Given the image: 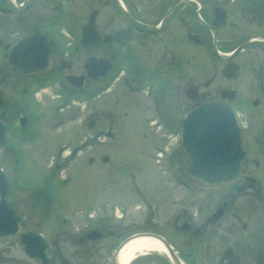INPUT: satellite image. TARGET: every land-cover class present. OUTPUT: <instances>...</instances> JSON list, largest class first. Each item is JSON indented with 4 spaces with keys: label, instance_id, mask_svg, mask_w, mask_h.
I'll list each match as a JSON object with an SVG mask.
<instances>
[{
    "label": "flooded vegetation",
    "instance_id": "af4514ba",
    "mask_svg": "<svg viewBox=\"0 0 264 264\" xmlns=\"http://www.w3.org/2000/svg\"><path fill=\"white\" fill-rule=\"evenodd\" d=\"M68 75L77 81L82 77L83 87L69 83ZM59 88L82 90L86 121L95 127L109 120L121 134L123 124L132 126L129 141L119 138L115 147L126 152L129 143L131 150L141 151L148 141L161 156L163 150L177 155L178 149L180 168H165L166 180L172 173L176 194L182 196L175 227L187 223L183 232L196 238L194 264H264V0H0V137L5 138L0 154L6 164L12 156L15 162L0 169L23 218L21 230L42 234L57 264H115L133 232L127 229L128 218L114 221L117 207L111 212L90 206L99 190L107 193L100 178L105 180L101 176L107 168L101 166L109 153L95 152L102 144L85 141L92 152L87 160L96 168L59 176L67 168L56 162L54 171L28 185L33 180L27 170L36 166H26L32 149L23 144L46 140L38 119L48 108L42 94L53 98ZM208 101L235 109L243 127L242 170L215 186L188 177L189 154L177 137L191 112ZM105 130L97 131L100 142L106 141L100 138L107 137ZM49 135V141L52 135L59 139L55 132ZM80 144L64 142L61 151L69 148L73 157ZM109 169L110 176L119 175L109 183L111 191L132 197L135 189L143 190L150 219L146 225L157 228L155 198L148 199L146 187L136 183L138 173H148ZM156 187L159 191V182ZM76 210L81 217L72 214ZM50 213L51 225L56 224L47 235V222H40ZM209 218L211 223L204 225ZM14 240L21 244L18 237ZM3 254L0 249L1 258ZM25 256L31 263L21 264H41Z\"/></svg>",
    "mask_w": 264,
    "mask_h": 264
},
{
    "label": "rangeland",
    "instance_id": "374dc122",
    "mask_svg": "<svg viewBox=\"0 0 264 264\" xmlns=\"http://www.w3.org/2000/svg\"><path fill=\"white\" fill-rule=\"evenodd\" d=\"M61 89V88H60ZM62 90V89H61ZM83 92L78 91L74 93L75 95L83 96ZM76 101L75 103H71L69 107H66V109H58L57 113L53 114L52 119H48V116L45 117L43 120L44 127L47 130L43 131L40 130L41 138H45L46 140H32L27 141L25 144L27 148L32 149L26 157V164L28 165H35L36 168L34 169H28V178L31 181L28 185H34L38 179H43L46 177L47 173L54 171L55 166L52 164H55L58 162L59 164H62L63 166L60 168H67L61 170V172L58 173L59 176L68 175V172H72L74 169L78 168L79 171H83V168H96L87 163L85 160L89 153L88 150L77 153L74 157L68 156L69 149L66 148L65 150L61 151V146L64 142H72L74 144H79L80 142L88 141L90 138L93 140L96 139L97 144H102L101 147L99 145L95 147L96 154L101 153L102 154L109 153L110 160L107 164H102V168H107L105 170L104 175L101 177H104V179L100 178L102 183L107 187V193L105 191H98L97 195L100 197H97L96 199H93L90 201V206L97 210L101 211L102 209H106L107 211H114V208L117 207L118 211H116L115 220L117 221L118 218L125 219L128 218L129 220L127 223L129 224V231L130 233L143 230V226H148L146 224L149 222V211L146 208V205L143 201V197L140 194V191L143 190H134V195L131 197L126 192H122L121 190H115L111 191L109 189V183H116L119 179V175H112L110 176L113 169L109 168H134V170L142 171L145 170L148 174L147 175H140L138 173L136 178V183H143L145 188V194L146 197L150 200L152 199V196H154L155 201L157 203H154V213L157 212V210L160 209L159 216L155 214L156 221L161 223L160 229L155 228L158 233L160 231L163 232L165 236L170 240L172 245L179 250V252H186L190 259L183 260L185 264H193L192 260H196V249H197V243L196 238H194L193 235L184 232H181V228H175V220L176 216L180 212L179 208L181 207V203H179L180 196L178 197V190L176 187H174L173 182H176L172 176V173L170 174V178L168 180L167 173L169 169L172 168H180L179 167V156H178V149L176 151L177 155L168 156L166 155V151L163 150L162 153H164L163 156L159 155L156 151L153 150L152 146L149 144L148 141L147 145L144 144L141 148V151L138 150H131V145L128 143L126 152L120 147H115V144L117 141L120 140L127 142L131 138V125L123 124L124 130L120 134V127L118 125H114L109 120H107L102 125H97L95 129H90L86 126L85 122V116L86 112L83 109V102H77L78 97L75 96ZM42 98L44 101H47L48 106H55L56 103H60L61 101H65V93H61L59 90L57 92H53V98L50 97L46 93L42 94ZM81 98V97H79ZM82 101V100H80ZM44 106V104H41ZM58 107H56L57 110ZM60 108V106H59ZM122 108V106H121ZM63 120V121H61ZM56 125V128L54 127ZM105 128V131H110L112 136L105 137L101 136V139H106L105 142H100L97 138H95L99 133L98 130H101ZM59 130V131H58ZM52 132H57L56 134L59 135V139L55 137V135H52V138L54 140H48L47 137H51L49 134ZM116 132L118 134H116ZM108 136V134H107ZM116 141V142H115ZM165 143L164 145H166ZM166 147V146H165ZM164 147V148H165ZM84 149V148H83ZM106 149V150H104ZM104 150V151H103ZM67 156L69 159H67ZM170 159H176L174 163L170 161ZM14 158L12 156L10 163L13 165ZM8 163L6 164L4 160V155L0 154V166H8ZM84 164V165H83ZM105 165V166H104ZM27 166V165H26ZM90 166V167H88ZM177 166V167H176ZM33 168V166H31ZM29 168V167H27ZM73 168V169H72ZM143 168V169H141ZM165 168H169L168 170ZM77 170V171H78ZM176 173V170H175ZM174 173V175H175ZM83 175V174H82ZM154 177V180L150 179V176ZM79 176V175H78ZM124 176V175H123ZM122 176V177H123ZM80 177V176H79ZM92 180H96L99 178L98 175H95L93 173L89 176ZM36 178V179H35ZM121 178V177H120ZM35 179V180H34ZM82 179V177H81ZM80 179V180H81ZM107 179V180H106ZM142 179V180H141ZM108 183H107V182ZM160 183V189L157 191V183ZM58 183V181H56ZM120 183V181H119ZM188 183H191L190 180H188ZM38 184V183H37ZM149 185V187H148ZM52 186V185H50ZM122 189L125 188V183H122ZM188 189V193L190 192ZM27 196L29 195V191H27ZM186 200L189 199V195H186ZM182 197V196H181ZM181 202V201H180ZM43 203V202H42ZM35 208L40 214H42L41 210H38V204H35ZM44 204V203H43ZM84 204V203H83ZM24 206L28 205V201H25ZM48 208L53 211L55 210L54 207H51L50 205ZM79 208H82V205L80 203ZM84 208V207H83ZM82 208V209H83ZM81 209V210H82ZM128 209V210H127ZM80 210H76L75 212H72V214H77L81 217ZM97 214L96 212H94ZM126 215V216H125ZM129 215V216H128ZM51 216H54V214H46L43 215L44 222L41 220L40 224L46 223V229H44V233L47 235H50L48 230H53V225L56 223L53 222L51 225ZM125 216V217H124ZM128 216V217H127ZM123 217V218H122ZM49 221V222H48ZM55 221V219H54ZM180 224V221H178V225ZM151 228V229H150ZM152 230V226H148L147 230ZM0 249L5 250V255L3 254L2 259L3 261H7L4 264H21V261H27L30 262L25 254L23 253L21 244L14 240L12 242H7L4 244H0ZM183 258V257H182ZM18 262V263H17ZM31 263V262H30ZM130 264H171L170 259L167 257L166 253L164 252H157L152 251L147 254H141L138 257H136ZM204 264H208L204 262Z\"/></svg>",
    "mask_w": 264,
    "mask_h": 264
},
{
    "label": "water",
    "instance_id": "95a60500",
    "mask_svg": "<svg viewBox=\"0 0 264 264\" xmlns=\"http://www.w3.org/2000/svg\"><path fill=\"white\" fill-rule=\"evenodd\" d=\"M73 82V79L68 78ZM81 85L82 82H77ZM92 125V124H91ZM242 127L232 108L217 102H207L194 109L184 123L181 139L188 151L189 174L207 185L222 184L237 177L242 170ZM5 138L0 137V147ZM199 145H201L199 147ZM23 218L10 194L6 175L0 170V242L20 237L25 252L42 264H57L54 255L47 250L42 236L21 231ZM158 238L172 255L175 264H182L171 245L154 233H139Z\"/></svg>",
    "mask_w": 264,
    "mask_h": 264
},
{
    "label": "bare ground",
    "instance_id": "6f19581e",
    "mask_svg": "<svg viewBox=\"0 0 264 264\" xmlns=\"http://www.w3.org/2000/svg\"><path fill=\"white\" fill-rule=\"evenodd\" d=\"M152 251L168 254L163 243L154 237L142 236L133 238L120 250L118 260L120 264H130L139 255Z\"/></svg>",
    "mask_w": 264,
    "mask_h": 264
}]
</instances>
